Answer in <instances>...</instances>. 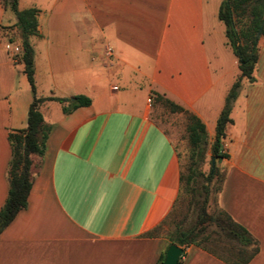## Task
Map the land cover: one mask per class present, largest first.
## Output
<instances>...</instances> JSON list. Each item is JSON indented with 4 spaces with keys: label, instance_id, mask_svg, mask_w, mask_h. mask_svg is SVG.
Listing matches in <instances>:
<instances>
[{
    "label": "crops",
    "instance_id": "obj_1",
    "mask_svg": "<svg viewBox=\"0 0 264 264\" xmlns=\"http://www.w3.org/2000/svg\"><path fill=\"white\" fill-rule=\"evenodd\" d=\"M222 1L17 0L19 10L37 9V96L90 103L69 113L54 100L39 106L50 129L42 154L31 155L27 205L0 232V264L158 263L169 242L153 230L175 205L181 168L154 103L161 96L195 115L213 140L228 91H215L222 75L210 64L228 46ZM15 22L0 0V208L8 134L26 126L31 102L22 64L5 48L20 49ZM252 75L231 103L215 202L256 241L246 264H264V21ZM180 264L231 263L191 244Z\"/></svg>",
    "mask_w": 264,
    "mask_h": 264
},
{
    "label": "trees",
    "instance_id": "obj_2",
    "mask_svg": "<svg viewBox=\"0 0 264 264\" xmlns=\"http://www.w3.org/2000/svg\"><path fill=\"white\" fill-rule=\"evenodd\" d=\"M5 8L10 9L15 15V28L17 30L20 51L18 61L22 64V72L25 74L31 93V102L27 110L26 126L8 134L11 149V157L8 163L7 196L0 208V232L14 219L15 215L27 205V196L31 186L30 166L31 155H41L49 125L43 121L39 106L45 100H54L61 104L63 113H69L79 106H86L90 99L84 95H75L71 99L57 97H39L36 94L33 49L29 42L31 35H37V9L26 8L19 10L17 0H1ZM218 19L224 24V34L228 46L236 57L239 75L231 84L223 107L216 119L214 137L210 144V155L221 159L225 155L220 152L225 138L227 124L231 122V103L237 95L242 78L249 82L254 80L253 69L257 59V41L262 33L264 21V0H223L218 8ZM162 100L173 112L185 114V134L190 146V164L187 173L180 172L179 191H188L192 195V202L196 208L195 219L187 228L175 226L174 230L167 234L169 244L174 243L182 248L187 245H195L222 258L231 264H246L258 251L256 241L247 230L236 223L225 211L218 209L215 213L208 211V198L210 194L209 184L217 177L218 183L214 185V191L220 189L223 174L218 175V169L211 164L206 175L196 169L197 161L204 158V150L207 144V134L204 124L198 117L189 113L182 107L173 104L161 96ZM202 176L204 182L199 186L192 185L194 179ZM168 216V215H167ZM152 231L145 233L150 235ZM229 245L226 247V245ZM234 244V245H233ZM225 245V246H223ZM220 250H228V256ZM183 253V252H182ZM161 254L157 264L163 260ZM180 264V258L177 262Z\"/></svg>",
    "mask_w": 264,
    "mask_h": 264
},
{
    "label": "rangeland",
    "instance_id": "obj_3",
    "mask_svg": "<svg viewBox=\"0 0 264 264\" xmlns=\"http://www.w3.org/2000/svg\"><path fill=\"white\" fill-rule=\"evenodd\" d=\"M70 16L72 17V11H69ZM222 25V23L220 24ZM19 42V40H18ZM222 53L220 54L221 59H210L211 70L213 77H218L222 75L221 79L218 81L216 85L215 91L218 93L220 91L229 90L231 84L235 81L238 74V68L236 64V57L233 52L227 46L225 49L221 50ZM228 92V91H227ZM155 109H154V117L155 119L165 128L167 133L173 138L175 141L178 153H179V161H180V168L183 174L187 173L188 166L190 164V146L186 138L185 134V124H186V117L184 113L181 112H173L170 108L164 104L162 100L156 98L155 100ZM207 139V144L204 150V158L202 161H197L196 169L198 172L203 173L204 175L207 174L209 167H210V144L212 141ZM225 149V145L222 142V149L220 150L221 153L224 154L223 150ZM218 159L214 160V165L218 169V175L222 174L223 168L220 163L217 161ZM204 182L202 176H198L194 179L192 185L199 186L200 183ZM218 183L217 177H215L209 186L210 194L208 198V211L209 213H215L218 210L215 202L216 192L214 191V185ZM192 195L188 191H182L176 201L173 209L169 213V215L163 220V222L157 226L153 231L157 234H161L164 237H167V234L172 232L175 226H179L181 228H187L193 224L196 214V208L194 203L192 202ZM234 245V244H233ZM225 246V245H223ZM229 246L228 244L226 247ZM218 251H222L218 249ZM228 250H223L225 256H228Z\"/></svg>",
    "mask_w": 264,
    "mask_h": 264
},
{
    "label": "water",
    "instance_id": "obj_4",
    "mask_svg": "<svg viewBox=\"0 0 264 264\" xmlns=\"http://www.w3.org/2000/svg\"><path fill=\"white\" fill-rule=\"evenodd\" d=\"M214 163V159L211 157V164ZM182 248L178 245L171 243L167 246L163 260L160 264H177L179 258L182 255Z\"/></svg>",
    "mask_w": 264,
    "mask_h": 264
},
{
    "label": "built area",
    "instance_id": "obj_5",
    "mask_svg": "<svg viewBox=\"0 0 264 264\" xmlns=\"http://www.w3.org/2000/svg\"><path fill=\"white\" fill-rule=\"evenodd\" d=\"M5 48H6V50L9 53H11L15 58L18 59V54H19L20 49H19L18 53L15 54V52L12 50V48H11L9 43H7L5 45ZM112 54H113V52H112L111 46L108 45V44L104 45V47H103V57H104V59H106L107 61L110 60V58L112 57Z\"/></svg>",
    "mask_w": 264,
    "mask_h": 264
}]
</instances>
